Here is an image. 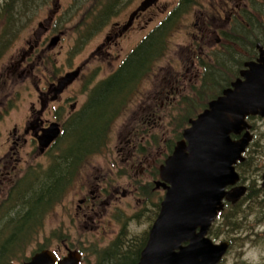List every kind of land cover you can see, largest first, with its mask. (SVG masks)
Here are the masks:
<instances>
[{"label":"rangeland","instance_id":"374dc122","mask_svg":"<svg viewBox=\"0 0 264 264\" xmlns=\"http://www.w3.org/2000/svg\"><path fill=\"white\" fill-rule=\"evenodd\" d=\"M25 1L31 11L21 14L25 17L24 27L0 58V205L28 169L46 168L52 158V149L45 153L40 145L21 143L19 148H14L15 133H23L32 109L47 110L44 117L52 122L56 119L53 108L57 107L60 118L68 120L73 109L84 106L90 90L119 66L123 58L168 15L178 0H156L149 11H146L148 8L139 9L144 0H118L113 8L114 14L108 19L98 20L100 28L87 39H80V30L87 29L96 20L101 5L97 0ZM260 1L263 0H249L246 8H243L245 0L237 2L239 11L245 10L257 17H245L243 26L250 29L259 43H264V15L259 16L254 9L261 5ZM233 7H236L235 0H194L177 16L167 38L166 55L154 61L129 101L123 105L111 125L108 146L104 152L93 154L82 163L62 199L45 214L38 239L27 243L19 256L31 257L45 245L44 249H51L59 256L66 255L69 249L77 250L82 255L79 264H96L94 249L109 247L119 238L121 230L126 229L134 242L140 240L138 245L143 241L142 237L148 233L157 206L165 194L164 186L157 184L161 179L155 170H160L172 153H168L165 147L178 130L176 123L180 121L181 110L187 107L188 102L182 105L181 101L191 97L192 101L199 103V93L206 92L204 87L200 88L204 84L203 76L198 75L199 69L192 63L196 52L193 43L197 48L198 44L200 46L202 62L212 64L205 76L216 69L225 71L216 62L228 47L232 50L227 45L230 40L225 38L235 28L225 25V10ZM142 12H145L142 21H138ZM218 30L222 37L216 33ZM58 35L59 40L53 44L52 40ZM233 45L248 59V40H239ZM213 46L217 49L223 47L221 55L217 56V50L210 54ZM79 65H83L81 75L62 92L55 93L51 87ZM237 76L230 75V72L226 75L231 77V82ZM218 80L225 81L222 75ZM40 89L45 92H40ZM217 90L213 86L209 93ZM249 122L253 139H258L262 146L254 153V162L249 166L254 168V172L239 171L241 181L236 186L243 185L247 190L251 186L261 191L257 199H247L246 190L236 203L226 202L224 215L218 219L223 233L218 237L212 236L216 242H229L219 264H264V117L255 116ZM147 138L158 142L145 144ZM144 147L145 152H142ZM124 170L129 174L122 173ZM7 171L11 173L7 174ZM98 182L101 187L115 191L112 199H104L109 204L101 206L100 215H87L82 198L92 195L91 191ZM145 191L150 192L146 197ZM80 205H83V210H79ZM4 210L0 208V212ZM11 212L8 210L7 213ZM231 215H236V220L231 221L234 223L232 227L228 225ZM0 221L3 223L2 219Z\"/></svg>","mask_w":264,"mask_h":264},{"label":"trees","instance_id":"16d2710c","mask_svg":"<svg viewBox=\"0 0 264 264\" xmlns=\"http://www.w3.org/2000/svg\"><path fill=\"white\" fill-rule=\"evenodd\" d=\"M117 1H96L101 3L97 12L98 16H95L94 23L96 25L90 23L87 29L81 28L80 39H87L100 28L98 27V20L108 19L114 14L113 8ZM193 2L194 0H180L173 12L165 16L147 34L139 45L128 54L124 62L90 90L86 103L78 113L72 114L63 136L59 141L57 140L50 154L52 158L49 165L43 169L38 167L28 169L25 175L19 178L10 189L8 197L0 205V208L5 209L0 212V219L3 221V223L0 221V264L12 262L21 264L30 259V256L27 255L19 256V253L23 251L27 243L38 239V234L44 226L45 214L55 203L62 199L73 181L74 174L80 171L82 163L91 155L104 152L108 146L113 121L121 112L123 105L129 101L136 91L135 88L138 87L140 79L148 74L154 61L160 60L166 55L168 49L167 38L173 28L174 20L185 9H188ZM260 2L261 5L254 7V9L259 16H263L264 0ZM27 8H30V5L25 0H0V58L23 29L25 17L21 14L27 10L31 11ZM249 17L250 19L257 18L256 16L254 18L252 13H249ZM249 30L248 27L237 26L230 34L227 33L225 39L230 40L227 45L231 46L232 50H229L228 47L219 62H216L226 70L223 72L217 70V75L214 72L215 70L210 71L207 76L203 75L202 82L204 84L200 88L204 87L206 92L205 94L203 91L199 93L198 99H201L200 102L192 101L191 97L189 99L186 97L181 101L182 105L188 103L187 107L181 110L183 113L180 115V121L176 123L178 130L173 133L172 139L167 142L165 149L168 153L173 151L176 141L183 138V131L190 125V120L206 108L211 99L220 95L223 89L231 84V77H226V75L229 72L230 75H239V69L246 58L242 53H239L238 49H235L233 43L246 39L250 44L249 51L252 52L259 39H256L257 37H254ZM222 52L223 49L217 52V56L221 55ZM228 61H231V63L225 65ZM218 74L222 75V78L225 79L224 82L218 80L220 76ZM213 86L219 90L210 94L209 92L212 91ZM254 118L255 116L248 117L250 121ZM253 140L246 151L245 161L237 165V170L241 173L245 169L247 172L249 170L254 172V168L249 166L254 162V153L262 145L258 139ZM155 142L158 141L155 139L152 141L148 138L145 140V144L148 145H153ZM142 152H145V147ZM122 173L129 174V171L124 170ZM158 173L159 170L156 169L155 174L158 175ZM257 176L258 172L255 178ZM149 186L151 185L149 184ZM260 191V189H254L250 186L246 194L247 199H257ZM143 194L146 197L150 192L145 191ZM159 209L160 204H158L156 215H158ZM8 210L12 212L8 214ZM224 212L225 210L222 212L221 217ZM226 217L227 215L224 219ZM234 219L236 220V215H231L228 223L231 227L234 225V223H231ZM217 224L218 220L210 230L211 235L214 237H218L219 234L223 233L220 228L221 224ZM126 234V229L121 230L119 238H116L109 247L94 249L96 264H135L147 242L148 233L146 232L143 235V241L139 245L140 240L134 242ZM262 240L260 239V241ZM44 246H41L39 250L44 249Z\"/></svg>","mask_w":264,"mask_h":264},{"label":"water","instance_id":"95a60500","mask_svg":"<svg viewBox=\"0 0 264 264\" xmlns=\"http://www.w3.org/2000/svg\"><path fill=\"white\" fill-rule=\"evenodd\" d=\"M155 1L144 0L139 9ZM258 45L257 60L247 61L240 76L190 120L183 138L160 167L157 184L166 188V194L137 264H219L227 252L229 242H214L208 233L225 207L224 199L236 203L246 194L247 187L236 186L240 180L236 165L245 160L253 140L248 117H264V47ZM82 68L67 72L51 89L62 92ZM59 134L58 124L53 123L40 137V144L48 147ZM81 257L77 250L69 249L59 258L55 251L42 249L22 264H79Z\"/></svg>","mask_w":264,"mask_h":264},{"label":"flooded vegetation","instance_id":"af4514ba","mask_svg":"<svg viewBox=\"0 0 264 264\" xmlns=\"http://www.w3.org/2000/svg\"><path fill=\"white\" fill-rule=\"evenodd\" d=\"M179 1L180 0H178L176 3H175V6L173 7V9L168 13V14H170V13H172L173 12V10H174V8L178 5V3H179ZM238 0H235V6L236 7H233V8H231L230 10H225V8H223L224 10H225V18H226V22H225V25H228V26H233L234 28H236L237 26H243L244 25V23L246 22L244 19H245V17H247V16H249V13L250 12H248V11H245V10H243V11H245V12H243L242 10L241 11H239V9H240V7H238V2H237ZM249 1V0H248ZM248 1L247 0H245V3L243 4V6H245V7H243V8H246V4L248 5ZM243 2H244V0H243ZM156 3H153L151 6H149L148 7V9L146 10V11H149L150 9H152L153 8V6L155 5ZM251 10V9H250ZM242 12H243V14H242ZM223 13V12H222ZM145 14V12H142L141 13V17H138L137 18V20L139 21V20H141L142 18H143V15ZM139 15V14H138ZM167 16V15H166ZM165 18V17H164ZM163 18V19H164ZM162 19V20H163ZM136 20V19H135ZM162 20H160L158 23H160ZM142 21V20H141ZM205 21H207V19L205 18ZM209 24V23H208ZM41 25V24H40ZM219 27H221V26H219ZM220 29H222V28H220ZM212 32L213 33H215V31H213L212 30ZM216 33L217 34H219L221 37H222V32H220V30H218V31H216ZM204 35V34H203ZM204 38H205V36H204ZM213 38V37H212ZM214 40V39H213ZM215 40H216V38H215ZM225 43H226V41H225ZM259 41L257 42V44L255 45V48H253L252 49V52H250L249 51V49H248V51H247V53H249V56H248V59H246V60H244L243 61V63H242V67L239 69V76H240V72H241V70L242 69H244L246 66H245V63L247 62V61H250V60H257V58L259 57V54H260V48H259ZM260 44H263L262 46L264 47V43H260ZM139 45V44H138ZM138 45H136L135 46V48L138 46ZM193 45H194V48H195V53L193 54V56H192V63H193V66H196V67H198V69H199V72H200V74H198V75H200L201 77L203 76V75H205V73H206V71H207V69H208V67H211L212 65L211 64H209V65H207V64H204L203 62H202V60H203V58H202V55H201V52H200V50H199V44H198V48H197V45H196V43L194 42L193 43ZM218 44H215L214 46H217ZM250 45V44H249ZM211 47L212 49H211V51H210V54H211V52H213V51H215V50H217L216 52H219V51H221L222 49H223V47H221L220 49H217L216 47ZM135 48H133V49H135ZM248 48H249V46H248ZM132 49V50H133ZM131 50V51H132ZM239 50V49H238ZM199 51V52H198ZM240 51V50H239ZM251 53V54H250ZM128 56V55H127ZM126 56V57H127ZM126 57L125 58H123V60L120 62V64L119 65H121L124 61H125V59H126ZM203 65H204V67H203ZM78 67V66H77ZM76 67V68H77ZM75 68V69H76ZM191 70V69H190ZM189 70V71H190ZM215 72V74L217 75V69L214 71ZM81 75V74H80ZM172 76H169V78H171ZM238 77V76H237ZM173 80V79H172ZM77 81V80H76ZM54 84V83H53ZM231 85V84H230ZM229 85V86H230ZM40 92H42V93H44L45 91H43V90H41L40 89ZM42 98H43V96H42ZM43 100H44V98H43ZM33 108H34V106H33ZM71 108L73 109L74 107H73V104L71 105ZM82 108H80V109H73L72 110V112H71V115L70 116H68V120L65 118L64 120H62L61 118H60V116H59V112H60V109L59 108H57V107H54L53 108V112L52 113H56V119L55 120H53L52 122H50L49 121V118L47 117V118H45L44 117V114H45V112L47 111H45V110H42V109H40V110H34V109H32V116L30 115L29 117H28V119H27V121L25 122V124H24V128H23V133H20V134H18L17 132L15 133V138H14V141H13V143H14V148L16 149V148H19V146L21 145V143H23V145H27V144H31V145H36V146H38V145H40V148L42 149V147L43 146H41V141H40V137L44 134V132L48 129V128H50L51 126H52V124L53 123H57L60 127V130H61V132H60V134H59V136L46 148V149H44V151H45V153L46 152H48L49 150H51L52 149V151H53V148H54V146H55V144H56V142H57V140L59 139V138H61L62 136H63V134H64V132H65V129L67 128V124H68V122H69V120L71 119V117H72V114H74V113H77L78 111H80ZM129 144H130V141H127ZM137 148V145H135L134 146V149H136ZM51 151V152H52ZM50 152V153H51ZM133 155L135 156V155H137V154H135V153H133ZM17 161V160H16ZM135 165V164H134ZM11 172L10 171H7V174H10ZM101 182V181H100ZM164 189H165V187H164ZM115 190L114 189H110V188H107V187H101V185H100V183L98 182L97 183V186L95 187V189L94 190H92L91 191V193H92V195H90L89 197L88 196H85V197H83L82 199H83V201H82V203H83V205L85 206V209H86V212H85V214H87L88 215V213H94V214H98V215H100V208H101V206L103 205V204H109L108 202H106V201H104V199L105 198H108V199H112V197H113V192H114ZM95 192V193H94ZM165 192H166V190H165ZM94 193V194H93ZM122 195L124 196L125 195V193L123 192L122 193ZM162 201V200H161ZM160 204V209H161V203H159ZM83 205H80L79 206V210H83V208H82V206ZM157 208H158V206H157ZM160 209H159V212H160ZM158 211V210H157ZM157 211H156V213H157ZM158 215H159V213H158ZM158 215H156L155 214V218H153V220H152V224H151V227H152V225H153V223L155 222V220H156V218H157V216ZM221 215H222V213L220 214V217H221ZM89 218L90 219H95V217L93 216H89ZM92 219V220H93ZM151 227H150V229H151ZM150 229H149V231H148V238H149V234H150ZM210 236H211V238H212V236L213 235H211V233H210ZM214 237V236H213ZM148 238H147V241H148ZM213 239V238H212ZM214 240V239H213ZM215 241V240H214ZM216 242V241H215ZM188 242H186V243H184V244H187ZM146 244H147V242H146ZM146 244H145V246H146ZM144 246V247H145ZM142 252V251H141ZM140 257H141V254H140V256H139V259H140ZM139 259H138V261H139ZM137 261V262H138ZM137 262L135 263V264H137Z\"/></svg>","mask_w":264,"mask_h":264}]
</instances>
